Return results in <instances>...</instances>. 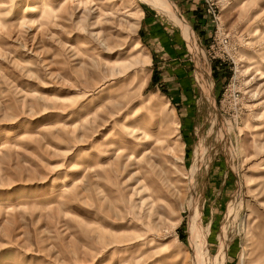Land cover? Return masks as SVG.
I'll return each instance as SVG.
<instances>
[{"label": "rangeland", "instance_id": "rangeland-1", "mask_svg": "<svg viewBox=\"0 0 264 264\" xmlns=\"http://www.w3.org/2000/svg\"><path fill=\"white\" fill-rule=\"evenodd\" d=\"M148 1L0 0V264H264V0Z\"/></svg>", "mask_w": 264, "mask_h": 264}, {"label": "bare ground", "instance_id": "bare-ground-1", "mask_svg": "<svg viewBox=\"0 0 264 264\" xmlns=\"http://www.w3.org/2000/svg\"><path fill=\"white\" fill-rule=\"evenodd\" d=\"M35 1V0H34ZM145 1V0H144ZM147 4V2H146ZM148 5L151 6L153 9L157 10L158 12L164 13V15H166L168 17V19L170 20V22H172V24H174V26H176L178 29H180L185 37L187 38V40L189 41L190 44V49L195 52V54H201L203 53L202 51V46L199 42V38L197 37V35L194 33V31L192 30V28L190 27V25L182 18V16L180 15V13L177 11V9L174 7V5L172 4V2H170L169 0H150L148 1ZM200 61V60H199ZM204 67V66H203ZM209 69V68H208ZM203 71V70H202ZM205 75V76H204ZM212 83V79L209 75V73L207 71L204 72L203 77H202V85H203V90L207 89L209 90ZM204 92V91H203ZM201 149V148H200ZM201 152V151H200ZM199 161V160H198ZM240 198V197H239ZM238 203V202H237ZM235 208H233L232 210H234ZM234 214V213H233ZM196 215V214H195ZM197 216V215H196ZM234 216V215H233ZM227 217V216H226ZM195 219V218H194ZM200 220V219H199ZM194 221V220H193ZM195 222V221H194ZM200 222V221H199ZM193 223V222H192ZM195 224V223H194ZM197 224V222H196ZM201 224V223H200ZM202 226V224H201ZM195 227V226H194ZM199 227V226H197ZM196 227V228H197ZM200 228V227H199ZM198 228V229H199ZM202 228V227H201ZM200 228V229H201ZM208 230V229H207ZM206 231V230H205ZM201 232V231H200ZM207 233V232H206ZM205 233V234H206ZM204 234V235H205ZM229 234V233H228ZM227 234V235H228ZM224 234H222L223 236ZM222 240L221 242V246L220 249L217 253L216 259H215V264H224V259H225V249H226V242H227V238L230 236H227ZM230 235V234H229ZM199 236V235H198ZM202 238V236H201ZM200 239V238H199ZM198 239V240H199ZM205 239V237H204ZM202 240V239H201ZM200 240V241H201ZM229 241V240H228ZM197 247H202V244L196 243ZM203 248V247H202ZM201 249V248H200ZM201 251V250H200Z\"/></svg>", "mask_w": 264, "mask_h": 264}, {"label": "crops", "instance_id": "crops-1", "mask_svg": "<svg viewBox=\"0 0 264 264\" xmlns=\"http://www.w3.org/2000/svg\"><path fill=\"white\" fill-rule=\"evenodd\" d=\"M176 1H179V3H180V5H181V7H182V9L186 12H188V14L187 15H191V18L193 19V21L195 22V21H202V19H200L199 18V14L200 13H198V12H200L199 10H198V8H201V7H198V5H195L194 4V2L196 1V0H176ZM197 18V20H195ZM199 32L204 36L205 35V37L208 35V33H207V29H205L202 25H201V27H199ZM150 32H152V30H150ZM146 38L149 40V41H153V44H152V46H151V48H155V45L156 44H154L155 42H156V39H151L150 38V36L148 35V34H146ZM148 41V42H149ZM147 42V43H148ZM158 46V45H157ZM155 55V54H154ZM160 55V54H159ZM159 55H155V57H158ZM174 56H175V58H173V59H177L176 57H180L181 56V54H178V55H175L174 54ZM162 58H166V57H162ZM159 60H157L156 62H158ZM170 62V61H169ZM160 65H162V66H160ZM166 66H170V64H168L167 62H162V63H157L156 64V67H157V71L159 72V70L160 69H162V68H164V67H166ZM175 68V67H174ZM178 77H171L170 79H169V82H170V84L172 85V86H166L167 87V89L168 90H173L172 92H170V93H168V95H170L171 97H178V96H180L181 94L179 93V94H176V93H174V91H176V90H180L181 92H184L185 91V85H184V80L183 81H181V79L182 78H185L186 77V72L185 71H183V69H176V73H175ZM160 75V74H159ZM175 80H177L178 81V83H176L175 82ZM168 81V80H167ZM182 83V84H181ZM166 90V89H165Z\"/></svg>", "mask_w": 264, "mask_h": 264}, {"label": "built area", "instance_id": "built-area-1", "mask_svg": "<svg viewBox=\"0 0 264 264\" xmlns=\"http://www.w3.org/2000/svg\"><path fill=\"white\" fill-rule=\"evenodd\" d=\"M231 47V38L229 34L221 35L212 43L210 50H212L216 56H220V58L224 59L222 56L229 55V48ZM235 94V95H234ZM232 95L236 100L239 99V92H235Z\"/></svg>", "mask_w": 264, "mask_h": 264}]
</instances>
